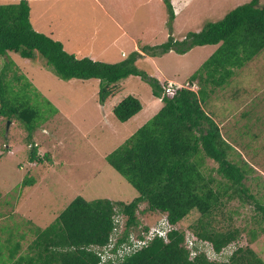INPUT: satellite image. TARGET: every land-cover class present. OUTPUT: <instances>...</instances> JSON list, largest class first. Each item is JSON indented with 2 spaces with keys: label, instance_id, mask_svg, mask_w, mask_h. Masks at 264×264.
I'll list each match as a JSON object with an SVG mask.
<instances>
[{
  "label": "trees",
  "instance_id": "obj_1",
  "mask_svg": "<svg viewBox=\"0 0 264 264\" xmlns=\"http://www.w3.org/2000/svg\"><path fill=\"white\" fill-rule=\"evenodd\" d=\"M164 3L174 20L170 0ZM205 46L219 48L188 80L187 86H198L194 91L171 85L163 77L161 80L149 77L136 66L141 57L139 52L117 64L78 59L65 50L62 42L35 30L28 0L0 5V56L14 53L32 61L38 53L61 80H101L108 85L100 93L102 104L106 98L117 96L119 83L139 77L150 82L154 96L164 104L153 119L106 158L109 166L138 193L135 200L125 203L77 197L54 224L37 232L23 253L26 236L15 242L14 235L0 227V264H99L100 258L91 246L103 247L109 243L111 235L120 230L114 219L119 213L127 220L118 244L128 241L139 228L141 205H147L150 213L166 216L173 230L167 241L157 237L120 264H264L252 247L238 248L228 262L212 261L208 256V251L220 255L242 239L244 230L234 225L235 215L239 213L229 208L237 200L244 205L255 199L246 181L256 169L227 141L221 126L205 108L217 90L231 83L235 69H243L264 50V7L260 6V0H251L222 21L210 23L182 41L170 39L163 46L144 47L142 52L154 57L170 52L185 55ZM14 67L15 63L10 64L1 72L0 116L8 121L18 119L32 131L40 116L30 96L31 89L36 90L25 79L27 93L7 96V91L13 93L14 86H19L25 78L16 74V84L12 82L8 73H17ZM142 110L140 99L130 95L114 108V118L127 123ZM30 146L31 163L42 165L51 161L47 154L43 158L38 155L35 144L31 142ZM35 183L34 178L24 180V185ZM254 206L263 228L264 205ZM194 211L197 218L189 231L177 229ZM227 211L231 214L227 215ZM148 231L146 228L145 232ZM188 232L197 238L193 258L192 251L186 247ZM249 234L252 245L258 233L253 230Z\"/></svg>",
  "mask_w": 264,
  "mask_h": 264
},
{
  "label": "rangeland",
  "instance_id": "obj_2",
  "mask_svg": "<svg viewBox=\"0 0 264 264\" xmlns=\"http://www.w3.org/2000/svg\"><path fill=\"white\" fill-rule=\"evenodd\" d=\"M22 1L0 0V5L20 4ZM28 1L33 10L34 28L40 33L47 35L53 32L59 38L67 36L63 31L65 28L69 33L88 29L93 31L89 40L79 37L64 42L68 53L76 55L78 59H84L90 53L96 57L93 58L94 61L117 64L134 54L127 36H123L115 48L111 46L110 51L103 53L101 48L109 43L106 38L94 36L98 24L93 19L107 17L103 16L95 0H73L79 10L93 18L91 21L94 22L84 27L79 26L77 21L75 24L65 4L60 5L55 13H41L40 9L44 8L43 0ZM116 1L128 12L123 13L120 19L128 17L130 24H126V29L138 41L139 52L144 47L163 46L170 39L182 41L189 34L201 32L208 24L222 21L233 10L251 2L170 0L175 14V19L172 20L164 0L153 3H149L150 0H129L126 3L123 0ZM260 6L264 7V0H260ZM108 9L111 11L110 7ZM95 37L97 41H93ZM218 48L219 46L197 47L185 55L170 52L156 57L142 52L136 66L149 77L159 80L163 77L171 85L186 86L196 91L198 86H187L188 80ZM123 53L127 55L126 58L125 54L122 56ZM36 56L32 61L14 53L0 56V76L6 66L15 63L17 73L9 72L8 78L15 83L16 74L21 78L22 75L25 77L19 86H14L13 93L7 91V96L27 93L23 84L26 79L36 90L34 92L31 89V102L40 111V122L36 120L37 124L32 131L18 119L8 121L0 116V216L4 220L0 224L4 232L14 235L15 242L25 235V246L35 240L37 232L54 224L77 197L88 201L108 199L130 203L139 196L109 166L106 158L153 119L164 106L154 96L150 82L139 77H130L119 83L117 96L106 98L102 104L100 93L102 88L108 86L105 82L61 80L40 54L37 53ZM234 72L231 83L225 89L217 90L205 108L221 126L227 141L256 169L246 181V186L255 199L244 205L237 200L230 206L229 211L239 213L235 215L234 225L244 230V233L239 242L225 249L222 254L214 255L210 251L211 260L217 262H228L230 256L241 247H252L264 260V225L261 228L260 217L256 215L254 206L264 205V50L254 61ZM6 89L7 87L4 90ZM130 95L140 99L143 110L131 121L120 123L114 118V108ZM29 140L38 147L41 158L47 154L51 161L42 165L31 163ZM29 178H34L36 183L24 185V180ZM146 209L147 205H141L139 209L140 225L133 234L134 239L142 235L146 228H158L167 220L166 216L150 213ZM230 214L227 211V215ZM196 215L197 212L194 211L177 229L189 231ZM120 219L121 225L125 226L126 217L121 215ZM253 230L258 233V238L251 245L249 233ZM187 236L186 247L193 248L197 238L192 237L189 232ZM5 250H2L3 255Z\"/></svg>",
  "mask_w": 264,
  "mask_h": 264
},
{
  "label": "crops",
  "instance_id": "obj_3",
  "mask_svg": "<svg viewBox=\"0 0 264 264\" xmlns=\"http://www.w3.org/2000/svg\"><path fill=\"white\" fill-rule=\"evenodd\" d=\"M107 1L106 0H95V3L97 4L99 9L103 13V16L107 17L105 19H93L88 14H86L84 11L79 10L73 0H43L42 5L44 8H43V10L40 9V12L41 13H55L57 8L60 5L65 4L66 6H68L70 14H71V18L75 22V24L77 21L79 26L84 27V26H89L94 21L97 22L98 29L94 32V34H95L94 36L100 37V38H106L108 43H109L108 46L101 48V50H103V53H105L107 50L110 51L111 46L115 48L116 44L121 42V38L123 36H127L126 39L128 40L129 44L132 46L133 51L139 52L138 41L132 36L131 33H129L128 29H126V26L128 27V25H126V24H130L128 17H125V18L122 17L120 19V17L123 15V13H125V14L128 13L127 10L124 8H121L123 5H120L116 0H107ZM141 1H143V0H141ZM154 1H158V0H150L149 3H153ZM159 1L163 2V0H159ZM48 2H49V5H47ZM123 2L126 3V2H129V0H123ZM105 3H107V6H105ZM144 4H146V2ZM109 7H110L112 12L109 11V9H108ZM118 10H121V11L117 14ZM32 13H33V10H32ZM32 18H33V16H32ZM40 18H42V17H38V19H40ZM91 19H93L94 21H91ZM122 20H124V22ZM32 22H33V19H32ZM64 27H66V25ZM63 31H64V33L67 34L66 37L56 38L54 36L53 32L48 33L47 36L54 39L55 41H59V42H62L63 44H65L64 43L65 41L70 42L72 40L79 39V37H86L89 40V35L91 32H93V31H90V29H88L87 31H84V32L76 31L74 33H69V30L66 28ZM96 37L93 39V41L98 40ZM64 47H65V45H64ZM65 50H66V48H65ZM66 51L68 52V50H66ZM139 53L142 54V52H139ZM124 54L125 53H123L122 56ZM87 56L88 57H86V58H91V59L96 58L94 55H90V53H88ZM1 221L3 222L4 220L0 216V223H1ZM1 226L2 225L0 224V227ZM0 237H2L1 232H0ZM4 237L6 238V236H4ZM30 244L25 246L26 243H25V241H23L22 253L27 252V249L30 246Z\"/></svg>",
  "mask_w": 264,
  "mask_h": 264
},
{
  "label": "built area",
  "instance_id": "obj_4",
  "mask_svg": "<svg viewBox=\"0 0 264 264\" xmlns=\"http://www.w3.org/2000/svg\"><path fill=\"white\" fill-rule=\"evenodd\" d=\"M115 223L116 225H120V230L118 229L116 234H112L109 243L104 247L98 246L92 248V251L100 258L99 264H120L125 261V258H130L143 250L149 242L157 237L167 241L168 234L173 230L172 226L165 220L158 228L151 229L148 233H143L140 237H135V239L132 238V234L128 241L118 244L120 240L119 236H121L124 226L121 225L119 216L115 217ZM192 255L194 257L196 253Z\"/></svg>",
  "mask_w": 264,
  "mask_h": 264
},
{
  "label": "clouds",
  "instance_id": "obj_5",
  "mask_svg": "<svg viewBox=\"0 0 264 264\" xmlns=\"http://www.w3.org/2000/svg\"><path fill=\"white\" fill-rule=\"evenodd\" d=\"M121 215L124 216L123 214L119 213V214H116L115 217H116V216H119V217H120ZM115 217H114V219H115ZM124 228H125V226H124ZM150 230H151V229H150ZM150 230H149V231H150ZM149 231H148V232H149ZM148 232H145V231H144L143 233H148ZM132 234H135V233H132ZM132 234H131V235H132ZM111 236H112V235H111ZM140 236H141V235H139V237H140ZM110 238H111V237H110ZM109 241H110V240H109ZM187 242H188V241H187ZM195 244H197V239L195 240L194 245H195ZM186 245H188V244L186 243ZM194 245H193V248H190V247L187 248L188 250L192 251V253H191L192 258H193V255H192V254L195 253V252H194ZM93 247H98V246H91V250H92ZM100 247H101V246H100ZM103 247H104V246H103ZM136 254H137V253H136ZM213 254L215 255L214 252H213ZM208 256H209V258H210V256H211L210 251H208ZM194 257H195V256H194ZM210 259H211V258H210Z\"/></svg>",
  "mask_w": 264,
  "mask_h": 264
}]
</instances>
